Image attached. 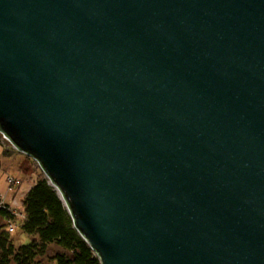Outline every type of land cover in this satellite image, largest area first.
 <instances>
[{
    "label": "water",
    "instance_id": "95a60500",
    "mask_svg": "<svg viewBox=\"0 0 264 264\" xmlns=\"http://www.w3.org/2000/svg\"><path fill=\"white\" fill-rule=\"evenodd\" d=\"M0 133L102 264H264V0H0Z\"/></svg>",
    "mask_w": 264,
    "mask_h": 264
},
{
    "label": "trees",
    "instance_id": "16d2710c",
    "mask_svg": "<svg viewBox=\"0 0 264 264\" xmlns=\"http://www.w3.org/2000/svg\"><path fill=\"white\" fill-rule=\"evenodd\" d=\"M0 196V215L9 219L16 217ZM25 215L22 228L30 235H38L39 242L15 246L10 232L0 235V264H35L36 257L50 243H56L65 252L55 256L57 264H102L91 246L74 227L72 217L48 178H39L25 195L21 210ZM9 231L10 228H9ZM69 252V253H68Z\"/></svg>",
    "mask_w": 264,
    "mask_h": 264
},
{
    "label": "rangeland",
    "instance_id": "374dc122",
    "mask_svg": "<svg viewBox=\"0 0 264 264\" xmlns=\"http://www.w3.org/2000/svg\"><path fill=\"white\" fill-rule=\"evenodd\" d=\"M10 176L18 181L10 183L8 181ZM41 177H46V174L39 163L31 156L18 151L0 133V196L3 201L16 211H20L25 195ZM22 223L23 218L20 216L9 219L0 215V235L4 231L10 232L11 242L17 247L34 241L39 242V236L26 233L22 228ZM11 225L14 226L13 231H9ZM61 252H65L62 247L56 243H50L45 251L36 257L35 264H57L55 256ZM11 264L17 263L12 262Z\"/></svg>",
    "mask_w": 264,
    "mask_h": 264
},
{
    "label": "built area",
    "instance_id": "2783aa9c",
    "mask_svg": "<svg viewBox=\"0 0 264 264\" xmlns=\"http://www.w3.org/2000/svg\"><path fill=\"white\" fill-rule=\"evenodd\" d=\"M5 137V136H4ZM6 138V137H5ZM7 139V138H6ZM8 140V139H7ZM8 181L10 182V183H16L18 180H16L14 177H12V176H10L9 178H8ZM4 203V202H3ZM6 208H8L9 210H11V212L15 215V216H20L21 218H24L25 217V215L23 214V213H21V212H19V211H16V209H13V208H11V207H7V206H5ZM10 230L11 231H13L14 230V226L13 225H11V227H10Z\"/></svg>",
    "mask_w": 264,
    "mask_h": 264
}]
</instances>
